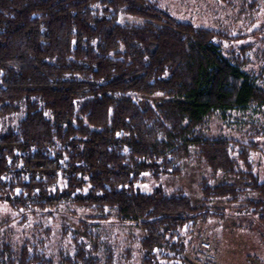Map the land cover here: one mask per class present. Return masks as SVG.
<instances>
[{
	"label": "trees",
	"instance_id": "obj_1",
	"mask_svg": "<svg viewBox=\"0 0 264 264\" xmlns=\"http://www.w3.org/2000/svg\"><path fill=\"white\" fill-rule=\"evenodd\" d=\"M242 1L264 14V0ZM122 15L141 21L121 23ZM259 34L184 20L157 0H0V202L25 219L23 207L49 216L55 201L71 198L174 231L219 213L193 207L182 187L142 191L138 182L179 175L195 149L212 174L242 181L212 186L204 177L203 200L238 203L254 193L238 210L264 223V175L254 161L263 158L264 126L248 138L209 133L215 116L264 106V83L246 71ZM220 64L238 80L230 99L192 100ZM31 228L40 234L36 222ZM68 238L63 264L101 263L86 238ZM172 245L179 254L182 244ZM156 246L143 240V264H161ZM0 264L53 261L46 240L34 237L18 249L5 245Z\"/></svg>",
	"mask_w": 264,
	"mask_h": 264
},
{
	"label": "rangeland",
	"instance_id": "obj_2",
	"mask_svg": "<svg viewBox=\"0 0 264 264\" xmlns=\"http://www.w3.org/2000/svg\"><path fill=\"white\" fill-rule=\"evenodd\" d=\"M171 13L186 20L193 18L209 28L223 30L246 29L261 31L262 38L254 37L247 53L249 59L246 71L264 83V14L242 0H235L228 5H218L204 0H157ZM248 3V5H247ZM213 4L214 6H212ZM139 18L122 15L121 23L140 22ZM256 34H258L256 32ZM257 38V39H256ZM248 39H245L247 41ZM251 40V39H250ZM238 80L222 64L217 72L206 74L193 92L191 99L203 103H218L230 99L231 92ZM154 101L161 99L155 96ZM264 126V106H252L243 113L232 112L226 121L215 116L210 122L211 135L228 134L242 137ZM248 138V137H246ZM263 158L255 155L256 173L264 175V143L261 145ZM179 175L153 178L149 174L141 176L138 186L142 191H151L161 185L167 189L182 187L189 196L192 206L217 211L219 214H201L189 225L174 231L156 229L152 224L143 225L130 216L119 217L115 208L93 209L84 204L75 203L71 198L55 201L50 215L45 209L32 206L23 207L25 219L15 217L16 210L0 202V249L9 245L15 249L31 238L45 240L49 247V256L53 264H63L60 250L69 242L68 235L73 233L86 238L100 257V264H143V240L154 245V254L161 264H264V223L256 218L239 212L247 198H257L247 192L243 201L233 203L227 199L204 201L199 182L207 177L212 186L222 183L240 184L237 176L221 173L212 174L202 162L195 149L181 160ZM27 212V213H26ZM34 213L35 215H32ZM20 214V213H19ZM36 222L40 232L31 228ZM36 227V226H35ZM69 230L67 233L66 231ZM72 231V233H70ZM182 244L181 251L176 252L172 244ZM177 248V247H175Z\"/></svg>",
	"mask_w": 264,
	"mask_h": 264
}]
</instances>
